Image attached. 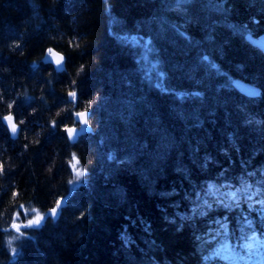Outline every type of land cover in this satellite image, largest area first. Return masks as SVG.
<instances>
[{
    "label": "trees",
    "instance_id": "obj_1",
    "mask_svg": "<svg viewBox=\"0 0 264 264\" xmlns=\"http://www.w3.org/2000/svg\"><path fill=\"white\" fill-rule=\"evenodd\" d=\"M247 32L264 0H0V264L245 257L264 237V53ZM82 110L91 131L71 142ZM60 199L11 253L13 218Z\"/></svg>",
    "mask_w": 264,
    "mask_h": 264
},
{
    "label": "rangeland",
    "instance_id": "obj_2",
    "mask_svg": "<svg viewBox=\"0 0 264 264\" xmlns=\"http://www.w3.org/2000/svg\"><path fill=\"white\" fill-rule=\"evenodd\" d=\"M76 159H71V168L74 172V176L76 178H80L81 176L77 175L78 170H82L79 164L75 163ZM60 213V211H59ZM59 215V214H58ZM35 217V213L32 211L31 213H24V215H17L15 217V221L21 224L20 231H16L13 229L11 232V243L15 247L17 240L21 237L28 235V230L31 227L27 223L28 220L33 219ZM46 221V220H45ZM224 249V248H222ZM222 254L228 262L231 264H264V239L262 238H254L252 242L248 246V256L244 261L234 260V252L229 251L228 249L222 250Z\"/></svg>",
    "mask_w": 264,
    "mask_h": 264
},
{
    "label": "water",
    "instance_id": "obj_3",
    "mask_svg": "<svg viewBox=\"0 0 264 264\" xmlns=\"http://www.w3.org/2000/svg\"><path fill=\"white\" fill-rule=\"evenodd\" d=\"M247 39L254 45L256 46L257 48H259L260 50H262L264 52V34L259 36V37H253L251 35H249L247 37ZM51 49H54V48H51ZM56 52L60 53L63 57V60H62V63L61 65H57L52 57L48 54V52L46 51L44 57H43V62L44 63H49V64H52L54 69L57 71V72H62L63 70H65V61H66V57L64 56L63 53L57 51L56 49H54ZM235 86L237 87V89L243 93V94H246L248 96H257L258 95V91L255 90L254 87H251V86H248V85H245L243 82H236ZM70 99L72 101H74V98L70 96ZM85 111V110H84ZM82 112V111H80ZM88 113V116H89V112L87 111ZM88 118V117H87ZM4 122L7 124V122L4 120ZM8 125V124H7ZM70 127H73L75 129H77L76 133L74 134V136L70 139L71 142H76L77 139L81 136V135H84L86 133H88L90 130H91V126L89 124V122L87 123H84L82 122V120H80V118L77 116V119H76V124L75 125H72ZM12 132V131H11ZM18 133V128H17V131L15 133L12 132L13 135H17ZM68 136V135H67ZM69 196V195H68ZM61 206H64L65 205V202L61 200V203H60ZM58 214H59V211L57 210L54 214L51 212V211H48V215L50 217H53V218H57L58 217ZM41 221L44 223L45 222V218L43 217L41 219Z\"/></svg>",
    "mask_w": 264,
    "mask_h": 264
},
{
    "label": "snow or ice",
    "instance_id": "obj_4",
    "mask_svg": "<svg viewBox=\"0 0 264 264\" xmlns=\"http://www.w3.org/2000/svg\"><path fill=\"white\" fill-rule=\"evenodd\" d=\"M49 51L51 53V57H52L53 61L58 66L61 65L62 60H63L62 55L60 53L56 52L54 49H49ZM165 91H167V88H165ZM69 95L75 97L76 93L70 91L69 92ZM77 116L84 123H87L88 122V118H87L88 117V113H87L86 110L77 113ZM3 119L7 122L8 126H11L14 129V132L13 133H15L17 131L18 125L15 122V119H14L13 114L12 113H9L7 116H4ZM76 131H77V129H75V128H68V132L72 133V137L74 136V134L76 133ZM75 163L78 164L79 161L77 160V161H75ZM0 167H2V165H0ZM77 175L78 176H82L83 175V171L82 170H78ZM226 195L229 196L232 201H236L238 199V191H231V192L226 193ZM56 203H57V205H59L61 203V201H57ZM51 211L52 212H56L57 211V208L56 207H53ZM40 221H41V217L39 215H37L33 219L28 220L27 223L29 225H31V224H38ZM11 227L13 229H15L16 231H20L21 224L20 223H17V222H14V223H12Z\"/></svg>",
    "mask_w": 264,
    "mask_h": 264
},
{
    "label": "bare ground",
    "instance_id": "obj_5",
    "mask_svg": "<svg viewBox=\"0 0 264 264\" xmlns=\"http://www.w3.org/2000/svg\"><path fill=\"white\" fill-rule=\"evenodd\" d=\"M264 34V32H262V33H260V34H257V35H255V34H253V33H246L245 34V39H246V41L248 42V43H250L252 46H254L248 39H247V37L249 36V35H251V36H253V37H259V36H261V35H263ZM254 47H256V46H254ZM257 48V47H256ZM257 49H259V48H257ZM260 50V49H259ZM261 52H263L262 50H260ZM264 53V52H263ZM206 59L208 58V56L207 55H205L204 56ZM236 82H243L245 85H248V86H251V87H254L255 88V90L256 91H258L259 93L258 94H260V91L258 90V88L256 87V86H254V85H252V84H250V83H248V82H244V81H242V80H238V81H236ZM236 82L234 83V85L236 84ZM236 87V86H235ZM237 88V87H236ZM243 94V93H242ZM243 95H245V96H248V95H246V94H243ZM71 96V95H70ZM71 97H73V96H71ZM249 97H251V96H249ZM82 111H84V110H82ZM86 111H88V110H86ZM89 112V116H90V111H88ZM89 116H88V122H89ZM5 123V122H4ZM6 124V123H5ZM7 125V124H6ZM8 126V125H7ZM9 127V126H8ZM85 135V134H84ZM82 136V135H81ZM69 139V138H68ZM78 140V139H77ZM69 141H70V139H69ZM69 196H70V194H68ZM65 201L64 199H60L59 201ZM65 205H66V203H65ZM64 205V206H65ZM56 208H57V210L58 211H60V208H62L63 206H61L60 204L59 205H57V206H55ZM49 211V210H48ZM44 216V218H45V220L47 219V218H50V216L48 215V213H46L45 215H43ZM52 219H57V218H53V217H51ZM14 221H15V217L13 218V220L11 221V225H12V223H14ZM39 223H43L42 221H40ZM37 224H32V226H36ZM11 229H13L12 227H10ZM11 237V236H10ZM9 237V238H10Z\"/></svg>",
    "mask_w": 264,
    "mask_h": 264
},
{
    "label": "clouds",
    "instance_id": "obj_6",
    "mask_svg": "<svg viewBox=\"0 0 264 264\" xmlns=\"http://www.w3.org/2000/svg\"><path fill=\"white\" fill-rule=\"evenodd\" d=\"M49 49H51V48H49ZM49 49H47V52H48V54L51 56V53H50ZM57 115H59V113H57ZM82 122H83V121H82ZM19 123L22 124V123H24V121L21 120ZM9 128H10V130H11L12 132H14V129H13L11 126H9ZM68 128H73V127H69V126H67V125L64 126V129H65L66 132H67L68 138L71 139V138H72V133L68 132ZM73 155H74V154H73ZM69 183H71V180H69ZM26 210H27V209H26ZM31 210L35 213V216L39 215V216L41 217V219H42L44 213H43L38 207H33ZM51 210H52V208L49 209V211H51ZM51 212H52V211H51ZM52 213L54 214L55 212H52ZM6 246L8 247V249H9V251H10L11 253H14V252L16 251L15 247H14V246L12 245V243H11V238L8 239V241H7V245H6Z\"/></svg>",
    "mask_w": 264,
    "mask_h": 264
}]
</instances>
